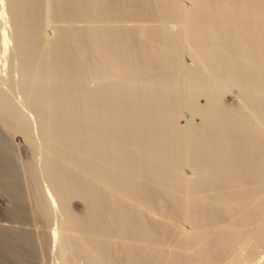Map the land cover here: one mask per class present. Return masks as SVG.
<instances>
[{
	"label": "bare ground",
	"instance_id": "1",
	"mask_svg": "<svg viewBox=\"0 0 264 264\" xmlns=\"http://www.w3.org/2000/svg\"><path fill=\"white\" fill-rule=\"evenodd\" d=\"M188 2L0 0V264H264V0Z\"/></svg>",
	"mask_w": 264,
	"mask_h": 264
},
{
	"label": "rangeland",
	"instance_id": "2",
	"mask_svg": "<svg viewBox=\"0 0 264 264\" xmlns=\"http://www.w3.org/2000/svg\"><path fill=\"white\" fill-rule=\"evenodd\" d=\"M185 5L187 6V7H189V2H188V0H185ZM43 17H44V19H43ZM43 17H42V27L46 30V33L48 34V35H50V36H52V25H51V23H55V24H61L62 26H64V24H67V25H65V26H69L70 24H76V25H80V24H82V23H80V22H69V21H66V20H64V22H61V19H59V20H57V21H54V22H51V23H49L48 22V20H49V18H46V16L45 15H43ZM44 21V22H43ZM47 21V22H46ZM63 21V20H62ZM59 22V23H58ZM67 22V23H66ZM129 23V22H128ZM148 23V22H147ZM121 24V23H120ZM125 24H127V22L125 23ZM132 24V23H131ZM148 24H151V22H149ZM51 28V29H50ZM8 31H9V33H10V31H11V29H9L8 28ZM11 46V45H10ZM187 53V52H186ZM185 52L183 53V57H184V61H186V63H189L190 62V59H189V56H186L187 54H186ZM186 57V58H185ZM15 74H17L16 72L15 73H13V79L16 81V79H17V81H19L18 79L20 78V74L18 73V77H17V75L15 76ZM15 77V78H14ZM15 81H14V83H13V85H10L12 88H6L7 90L8 89H10L9 90V92H8V94H9V96L8 97H10L11 99H10V101L11 102H13L14 104H16V105H19V106H17L18 108H19V110H20V112H18L19 110L17 109V112H18V114H19V119H21L22 117V120L24 119V114H25V117H26V114L27 115H29L30 113L29 112H27L28 111V108L26 109L25 107L27 106V104H26V106H25V103H27L28 101H29V98H28V100L26 101V98H27V96L22 92L23 90H20V85H19V87L17 88V87H15V86H17V84H19V83H17V81H16V84H15ZM88 84V87H93V85H94V83H92V82H89V83H87ZM91 84V85H90ZM9 86V87H10ZM8 87V86H7ZM18 89V90H17ZM22 89V88H21ZM15 91V92H14ZM19 92H22V93H19ZM7 93V92H6ZM7 94V95H8ZM22 94H24V95H22ZM26 96V97H25ZM19 97V98H18ZM25 97V98H24ZM23 98H24V100L26 101H24L23 100ZM23 101V102H25V103H23L22 105H21V100ZM200 102H202V99L200 100ZM12 103V104H13ZM13 104V106L15 107V110H16V106ZM24 109V110H23ZM25 111H26V113H25ZM23 114H22V113ZM29 113V114H28ZM187 111L185 110V112H184V114H186L187 115ZM187 117L189 118V115H187ZM29 118V117H28ZM26 120H27V117L25 118ZM25 119L23 120V121H25ZM21 120V121H22ZM29 120H31L32 121V123H31V121H29ZM34 120V119H33ZM32 120V118L31 119H28L27 120V122H25L26 123V125L25 126H27L26 127V129L27 130H25V132H18V131H16V130H14V129H10V128H6L5 127V129H7L6 130V132L7 131H9V132H3L5 129H3V121H2V118L0 117V127L1 126H3V127H1L0 128V132H2L0 135H3L2 137H4V136H6V137H8V139L10 140V142L12 143V146H13V149H14V152H15V154H16V159H17V162H18V164H22V162H30L31 163V165L33 166V168H34V171L37 173V175H38V178L40 179V181H42V182H44V180H45V176L43 175L44 173H43V171H42V168H41V162L39 161V158H40V155H38L36 152H35V148L32 146V145H35V146H39V145H42V143H43V135H42V133L40 132V133H38L40 130V127L38 126L39 124L38 123H36L37 121H33ZM184 119L182 118V120L180 121L181 123H183L184 121H183ZM198 119L197 118H195V121H197ZM24 123V122H23ZM2 124V125H1ZM37 125V126H36ZM8 129H10V130H8ZM35 129V130H34ZM15 134V135H13V133ZM18 132V133H17ZM23 133V134H22ZM27 135H26V134ZM6 134V135H5ZM41 134V135H40ZM28 137V139L26 140V138ZM29 136H30V138H29ZM33 140H32V139ZM40 138V139H39ZM29 139H31V143L28 141ZM25 140V141H24ZM33 141V142H32ZM37 159V160H36ZM72 167L70 166V169H71ZM40 169V170H39ZM72 170V169H71ZM83 173V172H82ZM84 174V175H83ZM82 175L83 176H87V178H89L88 177V175L87 174H85V173H83ZM82 175H80V176H82ZM43 179V180H42ZM82 179H85V180H87L86 178H83L82 177ZM90 180V179H89ZM78 209H81V206L80 207H78ZM76 210V209H75ZM55 213V212H54ZM54 213H52L51 214V216L53 217V218H51V225H53V223L55 222V220H56V218L58 219V217H57V214L58 213H56V214H54ZM59 215V214H58ZM184 222V226L186 227V229H189L188 227H189V225L187 224V222L186 221H183ZM182 222V223H183ZM258 250H260L259 248H258ZM117 253L118 252H116L115 254L117 255ZM53 257L51 256V252L49 251H45V253H43L42 254V256H41V258L38 260V263L36 262V264H51V263H54V262H51V261H55V258H53ZM77 258V259H76ZM75 259H74V261H73V263L74 264H94V263H92L90 260H86V258L85 257H83V256H77ZM57 260V259H56ZM90 261V262H89ZM59 263V261L57 260V261H55V263L56 264H58ZM54 263V264H55ZM72 263V264H73Z\"/></svg>",
	"mask_w": 264,
	"mask_h": 264
}]
</instances>
